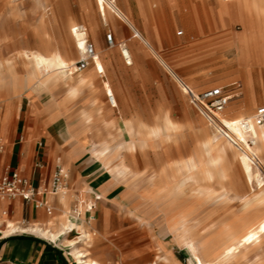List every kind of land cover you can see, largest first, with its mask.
Returning a JSON list of instances; mask_svg holds the SVG:
<instances>
[{
    "label": "rangeland",
    "instance_id": "1",
    "mask_svg": "<svg viewBox=\"0 0 264 264\" xmlns=\"http://www.w3.org/2000/svg\"><path fill=\"white\" fill-rule=\"evenodd\" d=\"M43 1L44 8L37 6L35 0L0 2V26H5L0 33V116L10 96L5 79L16 85L17 94L23 100V115L29 113L31 103L45 90L37 86V79L33 80V66L26 53L30 49L50 53L59 43L77 62L81 58L71 36L70 22L84 25L89 33L87 39L95 44L97 53L103 54L104 65L102 71H98L94 59L87 69L75 72V76L86 73L92 83L82 86L78 95L69 102L72 117L91 115L93 120L90 124H93L90 133L95 135L102 154H117L122 150L133 172L126 173L127 169L122 168L121 174H126L130 180L137 179L145 193L143 199L138 196L131 199L124 195L127 185L119 183L118 196L106 200V205L98 204L97 225L102 222V210L106 206L111 213L113 232L99 243L101 234L97 231L91 242L90 256L102 262L99 252L105 242L111 248L106 254L108 264H171L172 260L179 264L170 256L172 250L183 264H197L183 241L178 239L183 225L173 221L178 214L187 211L192 228L189 236L198 240L208 263L264 264V199L256 201L259 196L249 191L250 184L245 181L238 163L232 164L227 159V178L214 182L206 178L205 165L198 169H183L179 165L189 163L191 154L197 150L202 139L209 152L216 151L219 146L218 139L208 136V127L201 119L205 116L191 102L181 82L197 93L210 87H222L218 78L225 73L224 65L232 64V60L228 59L233 56L231 51L228 52L232 48L229 45L234 42L233 34L240 28L239 25L233 27L231 9L225 17L221 16V9L230 5L231 0H221L223 7L219 14L222 21L220 28L228 30L233 27L232 31H217L203 20L201 14L196 15L195 23L198 4L212 0H114L143 34L151 36L149 39L152 42V26L159 27L163 38L159 40L161 56L134 35L127 19L115 9L108 8L105 20L98 11L96 0ZM15 5L21 8L15 19L19 32L13 35L7 6ZM241 21L244 43L248 44L252 40L251 33L248 25ZM109 32L114 33L115 43L121 46L128 43L126 47L132 53L134 64L126 63L120 47L109 46ZM26 41L28 44H23ZM242 46H236V62L239 65H242L238 62ZM105 52H111L112 56L106 57ZM171 71H175L176 77ZM255 86L258 95L264 92V78H259ZM223 88L230 93L232 87L223 85ZM47 93L50 98L52 94ZM107 93L113 98L110 103ZM62 95L57 94L58 97ZM86 95L92 100L90 105L84 106ZM243 99L244 94L232 98L226 109L228 114L224 112V116L234 117L229 110L236 114L238 111L231 108L241 104ZM261 104H264L263 98L258 102V105ZM255 108L250 109L247 116ZM7 109L6 104L3 114ZM47 109L54 110L55 115L61 106L50 104ZM125 118L142 124L143 130L134 135L138 150L129 147ZM167 121H170L169 125H165ZM16 123L17 117L14 116L13 124ZM154 127H159V130L151 136L150 130ZM238 145L245 148L240 138ZM261 157L264 161V152ZM164 162H169L171 169L168 175L164 173L163 179L160 172L163 173ZM62 167L67 169L65 164ZM197 176L201 178L197 180ZM68 193L73 191L68 189ZM73 196L76 197L74 193ZM120 200L122 207L129 202L125 208H129L130 215L124 213ZM201 227H205L202 234ZM253 229H256V235L249 234ZM76 236L72 232L67 238L75 240ZM86 243L78 245L87 250ZM64 250L69 252L66 247ZM167 255L169 260L163 259L168 258ZM69 257L73 262L72 256ZM116 257L118 260H115Z\"/></svg>",
    "mask_w": 264,
    "mask_h": 264
},
{
    "label": "crops",
    "instance_id": "2",
    "mask_svg": "<svg viewBox=\"0 0 264 264\" xmlns=\"http://www.w3.org/2000/svg\"><path fill=\"white\" fill-rule=\"evenodd\" d=\"M0 2H3V0H0ZM189 6L193 7V5ZM198 7V13L194 14L195 23L197 21L196 15L201 14L203 20L217 31H232L234 26H240L239 30L233 34L234 42L229 45L232 48H229L228 52L231 51L233 56L228 59L232 60V64L228 63L226 66L224 65L223 69H225V73L218 80L222 88L223 85L232 87L230 93L223 88L224 93L230 96L227 107L232 98L244 94L243 102L236 104L235 108L231 109L242 112L244 116H247L250 109L252 110L256 107V110L258 107L264 105H258L261 98L264 100V92L260 93V96L255 89L257 80L261 77L264 78V0H231L230 9L232 10L231 20H233V27L228 30L220 28L222 24L219 14V10L222 7L221 0L203 2L202 4H198ZM7 8L8 14L11 16L9 19L13 24L11 28L13 30L12 34L16 35L19 30L16 28L15 19L21 7L15 5L7 6ZM241 19L248 25L251 33L252 40L250 42L248 41V44L244 43V26ZM3 30H5V26L1 25L0 33ZM54 40L58 43L56 37ZM23 44H28V42H23ZM247 45L248 47L245 48ZM98 46L100 47L99 42ZM236 46H242L239 50L238 62H244V66L236 62ZM94 47L97 52L95 44ZM93 62L94 60H91L85 69ZM5 82L9 86L8 94L10 96L4 104V109L6 104L8 109L4 114L3 109L0 116V137L2 135L1 139L4 143V150L0 153V175L6 167H10L20 171L22 175L29 178L35 185L44 187L50 185L57 165L65 164L69 173L67 181L70 188L68 189H71L76 195V197H72L73 193H68L69 197L67 202L69 207L71 206L69 216L74 207H80V216L84 213L86 219L89 215L94 216L90 224L88 222L84 223V230L88 232L87 238L85 239H88V241H81L87 242V250L92 254L90 250L92 247L91 242L95 238L97 231L101 234L98 239L99 243L113 232L109 209L106 206L103 208L102 222L99 225H97V210L98 204L102 205L103 203L106 205V200H110L111 197L114 199L118 196L117 193H119L121 186L119 183L126 184L122 180V169L117 171L115 176H110V173L98 159L100 154L93 153L94 149L98 152L101 151L94 139L95 135L90 133V127L93 124L90 123L93 119L91 115L87 114H84L83 118L72 117V109L69 107V102L72 99L65 98L64 87H56L53 89L50 98H48L47 92L51 91L43 90L39 94L38 99L31 103L29 113L23 115V100L17 94L16 85L7 79H5ZM181 84L185 85L183 82ZM56 91L57 94L62 93L63 95L58 97L57 94L55 95ZM107 97L110 103L109 93H107ZM83 99L84 106L90 105L92 100L90 96L88 97L86 95ZM55 103H59L61 109L53 115L54 110H48L47 106ZM225 110L222 116H224ZM14 116L17 117L16 124H13ZM8 124L9 128H7ZM246 134L248 140L252 138L250 133ZM124 195H128L127 186L124 190ZM44 199L47 204L45 207H38L34 202H27L22 198L0 202V264H7L9 262L27 264H75L73 257V262L69 257L71 256L70 250L68 253L64 250L65 245H59L29 231L17 230L10 234L3 233L7 220L14 221L22 226H29L34 222L47 225L51 220L60 226L64 219L65 202L59 193L47 192L44 195ZM122 200L119 201L120 205ZM90 204H93L92 207ZM125 206L128 207L129 202ZM125 206L122 207L121 205L124 213L130 215L129 208L127 209ZM102 246V250L99 252V259L103 263L108 264L106 254L111 248L105 242H103ZM170 256H173L179 264H183L175 256L173 250ZM167 257L163 259L169 260L168 255ZM115 260H118V258L116 257ZM171 262V264H176L174 260Z\"/></svg>",
    "mask_w": 264,
    "mask_h": 264
},
{
    "label": "bare ground",
    "instance_id": "3",
    "mask_svg": "<svg viewBox=\"0 0 264 264\" xmlns=\"http://www.w3.org/2000/svg\"><path fill=\"white\" fill-rule=\"evenodd\" d=\"M16 1V0H13ZM155 3V2H154ZM260 3V2H259ZM29 4V3H28ZM35 4L39 7H45V3L43 0H35ZM96 5L98 11L105 17H107V12H109V7L115 9L119 14H121L124 18L127 19L128 23L132 27L134 31V35L139 37L140 40L146 47L152 50L156 55L161 56L159 50V40H163L162 33L159 30L158 26H152L153 28V40L152 42L149 39V36L143 34L134 24L132 19L121 9V7L114 0H96ZM48 6V5H47ZM235 6V5H234ZM233 6V7H234ZM223 7V6H222ZM261 7V6H260ZM47 9V8H46ZM230 12V5H226L225 8L221 9V16L225 17L226 14ZM264 14V11H263ZM83 29H79V26L70 22V31L71 36L75 45V49L80 58L85 57V49H86V41L88 38V29L84 25ZM168 33V32H167ZM151 37V36H150ZM48 39V38H47ZM51 43V42H50ZM49 45V43H48ZM120 47L122 50V55L126 60L127 64H134V60L132 58V53L126 47L128 45L125 42L124 45H119V43H115V46ZM126 55V56H125ZM106 57H111V52H105ZM26 57L32 63L33 72L32 77L33 80L37 79L38 87L45 90H50L51 94L53 89L56 87H64L65 90V98L73 99L78 95L81 87L84 85H91L92 80L86 73H79L78 76H75L76 71V61L70 58V54L64 51L59 44L53 49L50 53H44L38 49H30L26 53ZM103 54H99L96 52L95 54V65L98 71H102L104 65ZM134 62V63H133ZM243 66L244 62H240ZM172 72V71H171ZM175 76V71L172 72ZM1 75V72H0ZM184 89L187 90V86L183 85ZM49 92V91H48ZM50 94V95H51ZM49 95V96H50ZM52 96V95H51ZM58 105H60L58 103ZM115 108V107H114ZM100 112V111H99ZM225 113L228 114V110H225ZM229 113L233 114L234 117L228 118L226 116H221L220 123H213L209 121V119H204V123L208 127L209 137H214L218 139L219 146L216 151L209 152L204 146L203 139L200 141L197 150H195L191 156L189 163H180V168L186 169H198L205 165L206 178L209 181H216L219 179L224 181L227 176V168L225 162L227 159L230 163L237 162L240 168V171L247 182L250 184L249 191L253 194L257 193L256 201H260L264 199V161L261 157V153L264 152V127L258 126L252 123L251 130H246L242 127L239 120L242 118L253 119L254 113L250 116H244L242 112H236V114L232 113L229 110ZM124 127L129 134V147L130 149H139V145L136 142L135 134L140 133L143 128L142 124L139 121H134L130 118L124 119ZM122 122V121H121ZM170 121H167L165 125H169ZM212 126L213 128H211ZM159 130V127H154L150 130V135L156 134ZM120 131V130H119ZM118 133V132H117ZM250 133L252 138H254L255 143L251 145L249 140L247 139V134ZM242 139V144L245 148H241L238 145V139ZM120 147V146H119ZM123 147V146H122ZM98 149V148H97ZM93 153L100 154L98 156L99 161L105 167V169L110 173V176H115V173L122 168H126V173L133 172L128 163L126 154L122 150H119L117 154H102L101 150L98 152L96 149L93 150ZM171 169V164L169 162H164L162 167V172H160V176L164 179V173L169 174ZM67 172V169H63ZM178 173V171H177ZM263 174V175H262ZM159 175V173H158ZM133 176V175H132ZM199 180L201 177H195ZM122 180L127 185L128 196L131 198L133 196H138L139 198H144L145 193L143 189L139 186L137 179H128V176L123 175ZM229 190V189H228ZM61 198L65 202L66 208L64 211V219L62 220L60 226L56 224L55 221H49L47 225H43L37 222L30 224L29 226H22L14 221L7 220V224L3 229L4 234H10L17 230L29 231L31 233L37 234L41 237L49 239L50 241L57 243L59 245H65L70 250V255L73 257L75 264H100L99 261L92 258L90 256V251L83 250L78 244L81 241H84L87 238L88 232L84 230V223H87V219L83 213L82 216L78 217L76 220L70 218L69 216V205L67 199L69 197L68 189H64L60 193ZM132 199V198H131ZM142 201V200H141ZM82 203V202H81ZM93 204H90L92 207ZM85 207V206H84ZM85 210V209H84ZM177 220L179 223L183 225L182 234L179 236V240H182L186 248L192 257L196 259L197 264H210L204 258L201 247L199 245L198 240L190 237L189 234L192 231L189 223V214L187 211H183L178 214L177 217L173 219V221ZM90 226V225H89ZM91 227V226H90ZM93 230V229H92ZM201 233L205 230V227L200 228ZM90 231V230H89ZM72 232L77 234L75 240H70L67 238V235H70ZM256 229L250 230V235H256ZM202 240V239H201ZM234 242H238L235 240ZM241 240L239 241V243ZM242 252V250H241ZM194 259V260H195Z\"/></svg>",
    "mask_w": 264,
    "mask_h": 264
},
{
    "label": "built area",
    "instance_id": "4",
    "mask_svg": "<svg viewBox=\"0 0 264 264\" xmlns=\"http://www.w3.org/2000/svg\"><path fill=\"white\" fill-rule=\"evenodd\" d=\"M82 30L83 27L79 26ZM85 31V29H83ZM109 46L115 44L114 35L112 32L107 34ZM96 50L94 44L88 39L86 41L85 57L76 62V71L84 70L91 60L95 59ZM126 56V55H125ZM186 93L189 95L191 102L197 106L202 114L213 123H220L223 111L226 109L230 96L224 93L222 87H213L203 92L197 93L191 87L187 86ZM112 102V96L109 95ZM242 127L246 130H251L252 123L264 127V105L258 107L253 115V119L242 118L239 120ZM251 145H254L255 140H249ZM4 150V143L0 138V153ZM68 171L63 170L62 165H57L53 173L50 185L40 187L35 185L29 178L21 174L20 171L6 167L0 175V202L22 198L27 202H34L38 207L47 206L44 195L47 192L58 194L64 189H68ZM81 215V208L74 207L70 212L72 219H77ZM94 216L89 215L87 222L90 224ZM7 264H27L18 262H9Z\"/></svg>",
    "mask_w": 264,
    "mask_h": 264
},
{
    "label": "snow or ice",
    "instance_id": "5",
    "mask_svg": "<svg viewBox=\"0 0 264 264\" xmlns=\"http://www.w3.org/2000/svg\"><path fill=\"white\" fill-rule=\"evenodd\" d=\"M248 239H251V237H249Z\"/></svg>",
    "mask_w": 264,
    "mask_h": 264
}]
</instances>
